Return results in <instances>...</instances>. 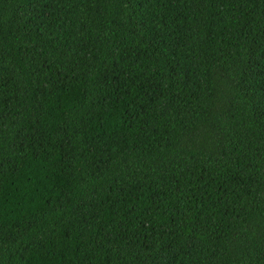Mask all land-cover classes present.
Returning <instances> with one entry per match:
<instances>
[{"label":"trees","instance_id":"obj_1","mask_svg":"<svg viewBox=\"0 0 264 264\" xmlns=\"http://www.w3.org/2000/svg\"><path fill=\"white\" fill-rule=\"evenodd\" d=\"M0 264H264V0H0Z\"/></svg>","mask_w":264,"mask_h":264}]
</instances>
